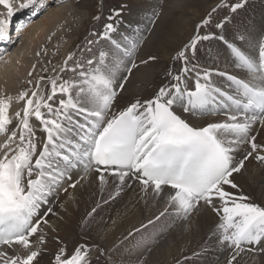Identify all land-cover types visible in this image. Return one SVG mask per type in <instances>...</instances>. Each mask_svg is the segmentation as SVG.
<instances>
[{
	"label": "snow or ice",
	"instance_id": "snow-or-ice-1",
	"mask_svg": "<svg viewBox=\"0 0 264 264\" xmlns=\"http://www.w3.org/2000/svg\"><path fill=\"white\" fill-rule=\"evenodd\" d=\"M35 3L36 0H24L18 7L26 9ZM0 5L8 17L15 14L13 0H0ZM241 6L235 4L231 10L235 12ZM227 19L216 27L223 28ZM210 22L211 13L197 26V35L176 54L175 59L184 64L180 72L169 73L172 82L161 86L154 98L136 100L119 114L110 115L118 89L122 91L124 86L123 82L117 83L123 61L107 62L105 51L84 62L69 53L60 68L61 73L70 74L68 78L56 75L42 84L45 77H40L35 90L22 91L15 98L24 106L14 116L9 114L13 98L0 97V135L6 137L0 145V245H19L28 250L25 256H9L0 251V264H33L39 250H32L30 237L41 227L39 221L33 223V218L67 178L69 170L79 166L85 173L111 169L120 185L126 178L135 177L145 191L152 187L159 193L167 186L171 190L169 203L184 217L201 202L213 207L222 213L218 225L221 242L237 251H243L245 244L264 241V207L246 202L248 197H237L225 188H237L231 177L240 172L244 163H234L233 153L241 144L250 145L248 155L264 150V145L250 135L255 125L264 126V38L258 42L255 56L225 41L235 66L247 73L245 79L218 73L231 82L230 93L212 82V72L196 70L194 64L188 66L187 53L194 55L199 41L212 38L198 34L199 28ZM8 25L9 20L0 19V40L7 37ZM115 31L114 25L107 23L102 33L93 35L110 40L123 56L131 57L136 45L123 47L112 39ZM135 67L132 63L131 68ZM190 73H194L191 88L187 83ZM175 106L185 112L223 113L227 118L196 127L182 119L174 111ZM38 130L45 135L37 136ZM256 159L264 162V155H257ZM98 178L101 184L106 182L103 174ZM119 192L117 187L116 195ZM214 200L221 206L217 207ZM38 242H45L43 235ZM87 251L86 246H81L70 257L62 258L61 248L55 262L88 264ZM235 258L234 255L232 259Z\"/></svg>",
	"mask_w": 264,
	"mask_h": 264
},
{
	"label": "bare ground",
	"instance_id": "bare-ground-1",
	"mask_svg": "<svg viewBox=\"0 0 264 264\" xmlns=\"http://www.w3.org/2000/svg\"><path fill=\"white\" fill-rule=\"evenodd\" d=\"M59 1L60 0H42L44 3L40 5L45 6L46 4L51 8L53 7L51 5L58 3ZM126 1L129 2V0H124V4ZM133 1L137 0H131L130 4H134ZM209 1L210 0H181V4L179 5L175 4V0H163V5L159 6L158 8L159 10L161 9L162 13V17L159 19L160 21L158 24V34L147 37L145 40L146 43L141 45L148 35V31L152 29L151 26L153 21L151 18L144 21L141 27L139 26L135 32L129 34V39L127 38L126 41L130 40V43H123V45H126L127 47H130L132 44H135L136 47L140 45L139 49L137 48L134 53L140 54L144 52V59L147 57L149 59L154 57L153 62L157 64L156 67L151 69L149 68L151 74L150 78L154 76L153 79L149 81L142 79V76L144 74L146 75L145 69L149 62L142 64L140 62L141 58L138 55H135L136 59L132 58V56L131 58L123 56L126 57V59L128 58L127 60L123 61L122 57H120L121 59L116 58L117 56L113 53L114 49L111 46L112 48L110 51L113 55L110 54L111 59L109 60V63H112V61L116 62L118 60H122L123 63L120 65V69H124L122 72H126L127 75H129L128 79L121 75L117 76V83L119 84L123 82L124 86L121 92L118 89L120 92L119 98L121 101H123V103L121 104L120 110L116 114H119L120 111L124 110L128 105H130L132 102H135L136 100L147 101L154 98L161 86L168 85L172 82L169 73H178L182 68L181 60L175 59L176 53L174 52L179 47L183 46L189 39H193L197 32V26L203 21V11L202 9L199 11L197 8H199V6H201L203 3L204 6ZM262 1L264 2V0ZM135 5L134 7L133 5H131V7H126L127 10L124 9V12L130 11L132 8H137ZM156 8L157 6H155L153 9L155 10ZM257 8L262 9L258 11L256 10ZM14 9L15 12L25 10L16 7H14ZM60 10L59 12H57V10H53L50 13L51 16L48 17L47 20L41 21V23L34 25L35 21L39 18L38 13H36V16H30L28 22H22V24H20L21 27L16 31L17 35L15 34L9 36L7 33V37L5 39H8V37L11 38L10 42L8 43L7 47L0 45V50L5 49L6 52H9L15 41H17V39H19L22 34L28 33L27 29L29 26L34 25L32 31L34 33L32 34V39H30L28 46L20 48L25 54L29 55L30 58L25 57L24 55L21 61H19V65L14 66L12 71H8L9 65L11 66L14 63V59L11 56H6L5 59H1L0 61V75H4L3 78L0 79V97H11L12 94L15 95L16 92L21 91L22 89L25 90V85L22 84V80H26L30 75L33 69V63L36 59L34 56L32 57V55L35 53L34 48L32 47L30 49L29 46H37V41L43 38L48 30L52 29L54 23L53 19L50 18L63 16L65 13H67V11L61 13ZM43 12L44 11L41 8V15ZM193 15H195V17H193ZM5 16L7 20L10 18L7 15ZM263 17L264 3L256 6L254 13L251 14L248 21L246 18L245 20H240V28L237 29L239 36L237 38L233 36V32L229 35H223L224 39H220L221 36H218V38H210L205 40L207 45L205 42L199 44V47H196L195 49L194 55L189 56L190 62L193 60L192 65L199 64V67L196 66V70L206 69L212 72V82L217 87H220L223 90L229 91L231 93V82L227 80L226 75L221 76L218 73L223 72L228 75H235L241 79L247 78V73L235 66V61L232 57V54L224 42L229 40V43L236 44L248 54L253 56L257 55L258 42L261 38H264ZM245 21L247 22L246 25ZM21 28L23 29L20 30ZM215 28L218 32L219 29L217 27L208 24L206 26V35H208L209 32L213 33ZM241 37L244 38L241 39ZM200 47L204 50H201ZM116 53L122 54L118 49H116ZM148 54H150V56ZM135 60L137 67L132 69L131 65L133 61L135 62ZM126 61H129V63ZM115 62H113V64ZM201 64L202 66H200ZM129 68H131L130 74H128ZM193 79L194 73H190V78L188 79L187 83L191 87L193 86ZM17 105H20V103H12V107L10 109L11 114L9 113L11 116L12 114H15ZM174 111L190 125L196 127H203L208 123L223 122L227 118L223 113H214L209 115L200 114L198 112H185L180 106H175ZM75 118L78 117L74 116V119ZM34 122L37 123L35 120H33V124H35ZM13 125H15V120L13 121ZM44 135L45 134L42 133V131H37V136L43 137ZM250 135L255 136L256 142L258 144L264 145V126H260L259 124L255 125ZM3 143L4 142H2V144ZM250 151V145L245 143L241 144L233 153L234 163L243 161L244 167L241 168L240 172L234 173L231 177L233 182L237 184V188L233 189L230 186H225L226 190L237 194H239V191H241L244 194L242 189V186L244 188V184L249 183L251 180L256 181L259 175H264V162L256 159L257 155H264V150L258 149L257 151L252 152L251 155H248ZM0 155H2V152H0ZM253 168L256 169L252 170ZM100 174H103L105 177L106 182L104 184H101L98 178ZM260 179H264V177ZM73 184H75V187L71 186ZM123 186L128 188L129 191L116 201L102 207L88 222L86 228L81 229L80 224L82 217L86 212L91 211L92 207L90 204H93L96 201L97 192H103L104 194L108 193L109 196L112 197L113 195H116L117 187H120V192L118 194L120 195ZM65 189L67 190L65 191ZM170 194L171 190L167 186H164L162 191L159 193H156L152 187H149L147 191H145L143 190V186L140 181L135 177L130 179L126 178L124 184L120 185L118 177L113 175L112 170H102L101 173L93 170L85 173L83 166L70 169L67 178H65L61 182L60 186L47 197V203L41 204L37 216L33 218V223L39 221L41 225L38 232L30 237V241L33 242L32 250H39V255L33 261V264H56L55 257L56 255L60 254L61 248L64 249V255L62 257L68 258L78 247L81 246H86L88 250L87 256H89L93 250H95L98 260H105L107 253L112 247H114L112 262H109V264H153L154 254L156 253L157 257L161 260L169 259L173 264L177 263L179 259L191 254L192 242L191 236H188L187 233L184 235H177L174 233L173 229L170 235L171 237L167 238L162 243L158 242L150 253H147V250H144L145 248H143V250L140 252L130 251L129 253L122 252V247L116 249L119 239L125 237L131 230L135 229L141 224L140 214L142 210L143 199H154L155 197L160 196L167 205H171L168 199ZM100 198L102 199V197H98L97 200L101 202V200H99ZM135 198L139 200L138 204H135ZM253 199L257 205H261L262 207V203H264V183L261 185L258 191L253 193ZM253 199L250 198L246 202L253 203ZM214 204H216L217 207L221 206L216 200H214ZM171 206L173 207L171 210H165L161 212L164 214L162 215L161 219H159L160 222L164 220L165 224L168 223V227L166 229H170L179 225L184 221L183 219L186 218L177 212L175 206ZM49 209H51V211H49ZM213 209V207L204 205L203 202H201V205L192 212L196 210L200 211L201 214H203L212 224L214 221L211 220L209 212H212ZM102 210L106 211L108 214L104 212L106 215H103ZM219 215L220 219L217 218V221H215L213 226L216 235L212 243L214 250L211 248L212 256L210 258L218 260L219 258L217 259V255H219L223 260V264H255L258 261L257 260L255 262L257 257H260V259L263 258L264 260V251L261 250L264 249V241H262L260 244H245L243 245V251H237L230 244L221 242L218 225L222 222V213ZM155 216L149 220L154 219ZM45 220L47 223H44ZM165 224L163 226L161 224L160 225L164 227ZM41 235H43L45 241L43 244L38 242V237ZM159 237L163 238V235ZM199 241L200 239L197 238L196 242L198 243ZM170 242L175 243L172 249H180L179 252H177L179 254H171L172 251H167L166 247ZM7 248L10 249V253L12 254H14L13 251L15 249L18 250L17 253H22L23 255L28 254V250L19 245H2L0 246V251ZM153 251H156V253ZM159 252L166 253L163 254V257H160ZM234 255L236 257L235 260L232 259ZM132 256H135V258H132ZM142 256L146 257L147 260L143 262L142 259H140ZM94 257L96 256L93 255L90 257L91 263L88 264H97L94 262ZM87 259L89 260V258ZM106 261L108 264L107 259Z\"/></svg>",
	"mask_w": 264,
	"mask_h": 264
},
{
	"label": "rangeland",
	"instance_id": "rangeland-1",
	"mask_svg": "<svg viewBox=\"0 0 264 264\" xmlns=\"http://www.w3.org/2000/svg\"><path fill=\"white\" fill-rule=\"evenodd\" d=\"M130 1L131 0H129V2L126 1V3L124 4V0H60L58 3L51 5L53 6L51 8L48 7L46 4L45 6L39 5L41 3L40 0L36 1L34 7L39 5L40 8H42L44 12L42 13V15L41 13L39 14V18L35 21L34 25L41 23V21L47 20L48 17L51 16L50 13L53 10H57V12H59V10L61 9L60 10L61 13L66 12V11L67 13H65L64 15L62 14L63 16L50 18V19H53V23H54V26H52V29L48 30V32L45 34L46 37L44 36L43 38L37 41V46H29L30 49L32 47L34 48L35 53L34 55H32V57L34 56V58L36 59L33 63V67H32L33 69L30 75L27 77L26 80H22L23 82L22 84L25 85V88H24L25 90L22 89L21 91L16 92L15 95L12 94L11 97H13V103H20V105L24 106L23 102H17L15 98L22 91L30 92L31 90H35L36 83L40 77H45V80L42 82V84L47 83V78L53 77L56 75H61L64 79H67L68 75L70 74L61 73L60 68L62 66L64 59H66L69 53H75V58L79 59L81 62H84L87 59L98 57L100 51H105L108 53V58L110 57L107 62H110L109 60L111 59V55H113L111 54L110 50L113 47L114 49L113 53L117 56L116 58L121 59L120 57H122L123 61L127 60L128 58L126 59V57H123L122 54L116 53V48L114 45L111 44L110 40L102 39L99 35H93L94 33L95 34L102 33L104 30V25L107 23H112L114 25V28L116 29V31L111 33V37L112 39L117 40V42L120 43L121 45H123V43H130V40L126 41L127 38L129 39V34L135 32L138 29V27L139 26L141 27L142 23L149 18H151L153 21L152 26H151L152 29L148 31V35L146 36L144 41L141 43V45H144L146 43L145 40L147 39V37L152 36L154 34H158L159 32L158 24L160 21L159 19L162 17L161 9L159 10L158 8L159 6L163 5V0H159V1L157 0H140V1L137 0V1H133L134 4H130ZM22 2H24V0H13V6L16 8H19L18 5ZM175 2H176L175 4H179V5L181 4V0H175ZM238 3L242 4V6L240 8H237L236 11L233 12L231 10L232 6ZM263 3L264 2L262 0H210L204 6H203L204 4L203 3L197 9L199 11L200 9H202L203 20L208 18L209 13H211V22H210L211 26L213 25L216 27V24L220 23L221 21H224L226 17L228 18L227 22L224 23V27L218 28L219 29L218 32L216 31L217 30L216 28L213 33L209 32L208 35H211L212 38H218V36L229 35V34H232L233 32H234L233 36L237 38L239 36L237 29L240 28V24H241L239 23L240 20H245L246 18V20L248 21V19H250L251 14L254 13L256 6L261 5ZM131 5H133V7L135 5L137 6V8H132L130 9V11L124 12V9L127 10L126 7L128 6L131 7ZM155 6H157V8L154 10L153 8ZM213 9H215V11H213ZM261 9L262 8H257L256 10L259 11ZM116 12H119L120 14L116 15L115 14ZM17 13L26 14L29 12L26 10H23L20 12H15V14ZM122 14L124 17L122 16ZM5 15H7V10L4 8L3 5L2 7L0 5V19H6ZM97 16L100 17L98 20L95 19V17ZM109 17H112V19L110 20ZM193 17H195V15H193ZM246 24L247 22L245 23V25ZM33 26H29L27 29L28 33L22 34V36H20L19 39L15 41V43L13 44L9 52L3 53L1 55L0 61L1 59H5L6 56L8 57L11 56L14 59V63L11 66L9 65L8 71H12L14 66H18L19 61H21L24 55L25 57L30 58V56L25 54L24 51L21 50L20 48L28 46L30 39H32V34L34 33L32 32ZM206 26L207 25L199 28L198 34L200 36L206 35V31H207ZM14 30L15 31H13V35L15 34L17 35V32H16L17 28H15ZM195 35H197V32ZM90 40L95 41V43L89 44L88 41ZM190 41L191 39H189L183 46L179 47L174 53L177 54L181 49H183L186 45H188ZM226 41L229 42V40H226ZM203 42L206 43L205 40H201L198 42L196 47H199V44ZM123 47H127V46L123 45ZM139 47L140 45H138L135 48V50L137 48L139 49ZM88 49H91V51H89ZM200 49L204 50L201 47ZM138 53H139V50H138ZM143 53L135 54L133 52L132 58L136 59L135 55H138L141 58L140 62L142 64H146L149 62L148 66L145 69L146 75L144 74L142 76V79L149 81L153 79L154 77L153 76L152 78H150L151 74H150L149 68L151 69L153 67H156L157 64L153 62V59H149L148 57L144 59ZM148 55L150 56V54ZM187 55L190 61L189 56L193 55V53L189 51ZM192 61L193 60H191V62L188 65L190 68L193 66ZM113 62L115 61H112V63ZM126 62L129 63V61H126ZM69 63L71 64V62ZM132 63L136 64V60L135 62L133 61ZM183 64H184V61L181 60V67L183 66ZM196 66L199 67V64H196ZM200 66H202V64ZM123 70L124 69H120L119 67L117 76L121 75L125 77L126 79H128L129 75H127L126 72H122ZM130 73L128 72V74ZM3 76L4 75H0V79H2ZM29 81H31V83H29ZM120 92L118 91L119 94L116 98V101L114 102V105L112 107V112L110 114H116L121 108V104L123 103V101H121L119 98ZM20 105H17V108H16L17 110L23 108ZM12 116H14V114H12ZM34 125H36V123ZM4 140H6V137L3 135H0V144H2V142H5ZM255 169L256 168H253L252 170H255ZM262 177H264L263 174L259 175L256 181L251 180L249 183L244 184V188L242 186L244 194L241 191H239V194L237 193H233V194L237 197L246 195L248 199L250 198L253 199V193L255 191H258V189H260L261 185L264 183V179H260ZM128 191H129L128 188H125L123 186L120 195L118 196L113 195L112 197L109 196L108 193L104 194L103 192H100V193L97 192L96 201L93 204H90L92 207L91 211L86 212L83 215L80 228L81 229L86 228V225L88 224V222L102 207L107 206L110 203L116 201L117 199L122 197L124 194H126ZM98 197H102V199L101 198L99 199L101 200V202L97 200ZM138 203H139V200L135 198V204H138ZM142 203H143L142 210L140 214L141 224L135 229L131 230L125 237L120 238L119 241L117 242L116 249H119L122 247L121 249L122 252L129 253L130 251L140 252L141 250H143V248H145L144 250L145 251L147 250V253H150L151 250L154 248V246L158 242L162 243L167 238L171 237L170 235L173 229L174 233L177 235L178 234L184 235L187 233L188 236H191V242H192L191 254L185 256L182 259H179L178 262L175 264H186V263L187 264H215V263L223 264V260L221 259L219 255L216 254L215 251L214 252L217 255V259L218 258L219 259L215 260L214 258L213 259L210 258L212 256L211 248L212 250H214L212 243L216 235V232H214L213 226L215 224V221H217V218L220 219L219 214L221 213L217 212L214 209L212 212H209L211 220L214 221L211 224L209 220L203 214H201L200 211L196 210L197 212L196 211L191 212L186 218L183 219L184 221L181 222L179 225L174 226L170 229H166L168 227V223L165 224L164 220L160 222L159 219H161L162 217L160 213L165 210H171L173 207L171 205H167L160 196L155 197L154 199L144 198ZM253 203L257 204L254 199H253ZM262 207H264V203H262ZM102 211H103V215L108 214L106 211L104 210ZM154 216H155L154 219L149 220L150 218ZM157 217H159V219H157ZM149 221H151L152 223H149ZM159 222L162 226L164 224L165 226L162 227L159 224ZM158 235L159 236L163 235V238L159 237ZM197 238L200 239L198 243L196 242ZM174 245L175 243L170 242L166 247L167 251H172L171 254H176L180 250L179 248L172 249ZM134 246L136 249L134 248ZM130 247L132 250L130 249ZM2 251H6L9 256H16V255L25 256L22 253L21 254L17 253L18 251L17 249L13 251L14 254L10 253L9 248L4 249ZM113 251H114V247H112L111 250L107 253L105 260L103 259L98 260L97 253L95 254V250H93V252L89 256H87V258H89V260L87 259L88 263H91L90 257L95 255L96 257L93 258L95 263L107 264V261H106L107 259L108 264H109V262H112ZM153 252L156 253V251H153ZM127 253H122V254H127ZM165 253L166 252L164 253L159 252V256L163 257L164 256L163 254ZM156 254H154L153 264H161V263L162 264H173L172 262H170L169 259H164V260L159 259ZM132 258H135V256H132ZM140 259H142L143 262L147 260V258L143 256L140 257ZM261 260H263V258L260 259V257H257L255 259V262L257 261L255 264H264L263 263L264 260L263 261Z\"/></svg>",
	"mask_w": 264,
	"mask_h": 264
}]
</instances>
